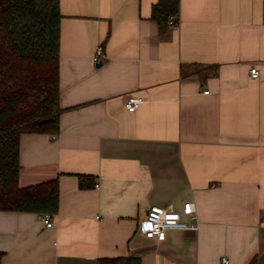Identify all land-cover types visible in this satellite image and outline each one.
<instances>
[{
    "label": "crops",
    "instance_id": "1",
    "mask_svg": "<svg viewBox=\"0 0 264 264\" xmlns=\"http://www.w3.org/2000/svg\"><path fill=\"white\" fill-rule=\"evenodd\" d=\"M157 1L59 0V130L20 135L18 174L56 179L58 210H0L2 264H264V0H178L176 27ZM187 201L197 229L139 232L153 205L189 222Z\"/></svg>",
    "mask_w": 264,
    "mask_h": 264
},
{
    "label": "trees",
    "instance_id": "2",
    "mask_svg": "<svg viewBox=\"0 0 264 264\" xmlns=\"http://www.w3.org/2000/svg\"><path fill=\"white\" fill-rule=\"evenodd\" d=\"M178 0H158L152 18L162 25ZM59 0H0V210L55 214L56 179L20 187L19 137L59 130ZM92 177L79 176V185ZM3 253L0 252V264ZM97 264H141L138 255L104 257ZM247 264H257L254 256Z\"/></svg>",
    "mask_w": 264,
    "mask_h": 264
},
{
    "label": "built area",
    "instance_id": "3",
    "mask_svg": "<svg viewBox=\"0 0 264 264\" xmlns=\"http://www.w3.org/2000/svg\"><path fill=\"white\" fill-rule=\"evenodd\" d=\"M167 23L170 27H176L178 25V20L176 16H170ZM105 58L106 55L102 45H98L93 56L94 62L97 64L102 62ZM258 76L259 70L255 67H251L250 77L257 78ZM204 93H208V90H205ZM143 102L144 100L142 97L128 96L125 101V108L132 112ZM182 213L188 217L189 222L183 221L179 212L172 211L162 206H150L144 217L139 220L138 230L146 239L159 242L165 239L167 230L197 229L198 221L195 204L191 201L185 202L183 204ZM42 220L46 227L52 226V218L50 214L42 215ZM228 262V258L223 256L221 257L219 264H228Z\"/></svg>",
    "mask_w": 264,
    "mask_h": 264
},
{
    "label": "water",
    "instance_id": "4",
    "mask_svg": "<svg viewBox=\"0 0 264 264\" xmlns=\"http://www.w3.org/2000/svg\"><path fill=\"white\" fill-rule=\"evenodd\" d=\"M101 64H102V63H101V62H99V63H97V66H98V65H101Z\"/></svg>",
    "mask_w": 264,
    "mask_h": 264
}]
</instances>
